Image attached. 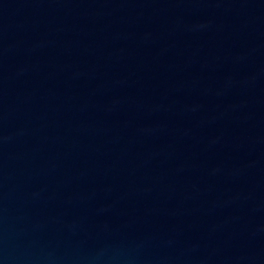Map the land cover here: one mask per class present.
I'll list each match as a JSON object with an SVG mask.
<instances>
[{"label":"water","instance_id":"obj_1","mask_svg":"<svg viewBox=\"0 0 264 264\" xmlns=\"http://www.w3.org/2000/svg\"><path fill=\"white\" fill-rule=\"evenodd\" d=\"M0 264H264V0H0Z\"/></svg>","mask_w":264,"mask_h":264}]
</instances>
